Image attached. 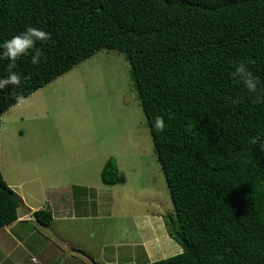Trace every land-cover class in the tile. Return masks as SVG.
<instances>
[{
    "label": "trees",
    "instance_id": "16d2710c",
    "mask_svg": "<svg viewBox=\"0 0 264 264\" xmlns=\"http://www.w3.org/2000/svg\"><path fill=\"white\" fill-rule=\"evenodd\" d=\"M27 26L50 39L36 45L41 63L18 60L21 84L0 93V145L6 110L102 49L124 53L175 208L165 226L183 249L148 264H264V154L255 143L264 104L230 75L246 63L264 87V0H0V43ZM8 63L0 59V78ZM118 177L109 159L102 182ZM21 206L0 169V229ZM34 217L54 221L46 209Z\"/></svg>",
    "mask_w": 264,
    "mask_h": 264
},
{
    "label": "rangeland",
    "instance_id": "374dc122",
    "mask_svg": "<svg viewBox=\"0 0 264 264\" xmlns=\"http://www.w3.org/2000/svg\"><path fill=\"white\" fill-rule=\"evenodd\" d=\"M1 120L0 169L7 184L39 210H48L51 197L66 204L54 208L50 227L29 222L37 243L9 261L42 264L48 253L40 249L47 243L68 255L66 241L98 264L124 244L133 256L127 263L182 252L165 226L169 216L175 219V208L124 53L102 49L6 110ZM109 159L119 171L113 186L101 179ZM3 232L0 258L13 246ZM51 263L73 261L45 264Z\"/></svg>",
    "mask_w": 264,
    "mask_h": 264
},
{
    "label": "clouds",
    "instance_id": "9594fccd",
    "mask_svg": "<svg viewBox=\"0 0 264 264\" xmlns=\"http://www.w3.org/2000/svg\"><path fill=\"white\" fill-rule=\"evenodd\" d=\"M49 39L50 33L41 28L27 26L19 34L0 43V59H6L9 62L8 75L0 78V93L7 91L9 89L8 86H19L21 84L23 77L18 72L13 71L18 60L30 56L32 65L41 63L43 52L36 45L38 42H46ZM230 75L243 85L247 93L255 98L257 104H264V87L261 86V81L253 74L246 63L241 62L234 65V70ZM241 99L240 96H233L230 98V103L239 105ZM155 127L159 131L165 129V121L162 117L156 119ZM255 143L261 149L262 154H264V132L257 135Z\"/></svg>",
    "mask_w": 264,
    "mask_h": 264
},
{
    "label": "crops",
    "instance_id": "0c3cea01",
    "mask_svg": "<svg viewBox=\"0 0 264 264\" xmlns=\"http://www.w3.org/2000/svg\"><path fill=\"white\" fill-rule=\"evenodd\" d=\"M9 186L12 187L13 189H16L12 185H9ZM53 190H62V188H60V189L59 188H53ZM19 196L22 199V207H20L19 212H18V217H19L18 221L0 229V233H2V231H4L3 233H4V239L5 240H3V241L6 243H9L10 245L13 244V246H11L12 249L11 248L8 249L7 254L3 255L0 258V264H21L20 261L11 262L9 260H14L16 253H19V252L25 253V252H27L29 245H35L37 243V240L35 239V236H34V229H36L35 224H37V225H40V224L36 221V219L34 217V212L38 211L39 209L34 208L29 203H27L26 198L24 196H21V195H19ZM92 200H94V198ZM63 201H64L63 197L62 198L58 197L56 199V202L52 200V197H51V200L50 199L47 200V206H48L47 208L49 211L52 212L53 218H54V213H53L54 208L57 207L60 210L64 207H66L65 206L66 204H63ZM56 203H58V204H56ZM91 205H93V203ZM98 206H99V204L96 205L97 208H98ZM66 211H63V212H66ZM75 214L77 216V213H75ZM73 215H74V213L72 212L71 213L72 219L77 218V217L74 218ZM29 222L30 223L32 222L35 224H30ZM30 227L33 228V231L30 229ZM25 242H27V244H25ZM66 244H67L68 249H69L68 255L65 254V251L63 249H61L60 247L55 246L52 243H47L43 248L40 249V251H42V252L47 251V253H48L47 257L42 261V264L49 263L50 261L54 262L55 260H59L61 258L63 261H67V260L73 261V264H89V263H91L86 257H84L83 255L78 253V251H79L78 248H80V247H78L79 246L78 244L70 243L68 241H66ZM142 245H145V242ZM128 248H129L128 245L124 244L123 246L120 247V250L118 252L114 251L115 254L113 257H107L106 254L104 253V255L101 259L104 261V264H121V263L126 264L128 261L133 260V256L128 254V251H127ZM114 249H116V248H114ZM120 251H122V252H120ZM89 257H91V255ZM95 258H98V257H95ZM36 263H38L37 260H36ZM51 264H54V263H51Z\"/></svg>",
    "mask_w": 264,
    "mask_h": 264
},
{
    "label": "water",
    "instance_id": "95a60500",
    "mask_svg": "<svg viewBox=\"0 0 264 264\" xmlns=\"http://www.w3.org/2000/svg\"><path fill=\"white\" fill-rule=\"evenodd\" d=\"M79 254L83 255L84 257H86L87 259H89L91 261L92 264H98L96 262V260H94L93 258L89 257L88 255H86L84 252L79 250Z\"/></svg>",
    "mask_w": 264,
    "mask_h": 264
},
{
    "label": "built area",
    "instance_id": "2783aa9c",
    "mask_svg": "<svg viewBox=\"0 0 264 264\" xmlns=\"http://www.w3.org/2000/svg\"><path fill=\"white\" fill-rule=\"evenodd\" d=\"M33 261L36 262V260L33 258Z\"/></svg>",
    "mask_w": 264,
    "mask_h": 264
}]
</instances>
